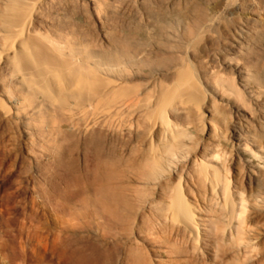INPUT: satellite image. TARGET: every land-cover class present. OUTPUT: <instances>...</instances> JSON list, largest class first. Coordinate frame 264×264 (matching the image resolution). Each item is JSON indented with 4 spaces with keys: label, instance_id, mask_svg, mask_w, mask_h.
Here are the masks:
<instances>
[{
    "label": "rangeland",
    "instance_id": "1",
    "mask_svg": "<svg viewBox=\"0 0 264 264\" xmlns=\"http://www.w3.org/2000/svg\"><path fill=\"white\" fill-rule=\"evenodd\" d=\"M95 5L0 0V264H130L125 249L132 243L150 254L165 249L166 264H264V178L247 176L249 167L258 168L240 151L243 143L255 152L257 143L264 146V0H95ZM25 17L31 18L26 27ZM198 22L203 30L188 46V27ZM21 34L29 46H55L68 58L89 53L101 63L104 56H122L123 47L112 41L129 35L133 50L146 53L143 61L125 58L126 69L114 65L108 71L136 83L161 77L172 57L208 66V73L196 68L205 96L196 108L204 125L197 123L193 103L183 101L184 111L166 112L185 145H194L186 163L176 162L179 170L171 182H178L187 204L200 207L195 217L201 221L162 228L150 217L143 224L142 214H135L127 228L93 203L88 182L97 162L95 143L90 133L78 131L83 120L72 97L52 104L31 89L28 83L39 81V69L28 62L17 66ZM215 82L252 92L237 99L227 91L223 99ZM208 120L216 137L205 133ZM215 155L224 162L217 170L227 178L226 205L219 193L198 196L186 178L194 160ZM125 183L136 185L132 173ZM128 194L135 197L133 189ZM239 195L245 208L238 227Z\"/></svg>",
    "mask_w": 264,
    "mask_h": 264
},
{
    "label": "bare ground",
    "instance_id": "2",
    "mask_svg": "<svg viewBox=\"0 0 264 264\" xmlns=\"http://www.w3.org/2000/svg\"><path fill=\"white\" fill-rule=\"evenodd\" d=\"M88 2L94 6L97 5L95 0H88ZM20 14L26 16L23 10H20ZM27 21L30 22L31 18L29 20L25 17L24 27ZM202 25V22H198L188 27L186 39L188 46L197 40L196 38L203 30ZM21 36L18 45L21 48L22 59H18L17 66L28 62L33 64V68L36 66L39 69L40 82L37 79L29 81L31 89L40 90V95L52 104H65L66 100L72 97L73 109L83 120L82 124L79 123L78 131L84 134L90 133V141L95 143L97 162L93 176L88 182V186L94 192L93 203L113 222L127 228H131L133 222L130 221L135 214H142L143 224L147 223L146 220L150 217V220L153 218L161 227L166 226L165 228L177 221L185 222L189 226H193L197 220L201 221L202 217H195V210L200 207L187 204L178 187V182L175 184L171 182L173 174L179 170L176 162L184 158L186 163L188 157L192 155L190 152L194 145H185L181 131L172 126L166 112L175 113L183 110L184 107L182 108L183 104H181L183 101L193 103L195 111L198 109L200 111V107H196L202 104L205 96L200 88L196 68L201 73H208V66L202 65L198 60L191 62L185 61L182 57H172L169 59L170 65L166 67L165 74L161 77L136 83L131 76L111 77L108 71L109 66L126 69L125 58L128 62L143 61L146 53L142 49L133 50L132 38L129 35L116 37L112 41L113 44L123 47V55L112 54L108 58L104 56L103 63L89 53L80 52L76 58H68L55 46L50 47L42 43L29 46L28 38L23 34ZM193 56L198 59L196 54ZM224 63L231 62L227 60ZM44 64L47 67H44ZM228 68L232 67L228 65ZM35 70L33 69L34 74ZM230 84L224 88L223 84L219 85L215 82L214 88L218 91L220 98L225 99V94L231 92L237 99L242 93L251 95L252 91L249 87L240 90L234 84ZM248 101L257 105L256 108L261 107L257 101L253 102L251 99ZM199 111L198 119H195L198 120V124L203 122L204 125L202 113ZM246 112L245 115L249 117L253 115L250 111ZM206 122L210 127L205 133L216 137L218 131H215L214 125L209 120ZM255 142L258 141L255 140ZM258 145L259 152L248 149L246 143H243L244 147H241L240 151L246 156H252L253 164L258 168L254 172L252 167H249L247 176L256 174L257 178H264V146L257 143ZM194 161V170L186 178L197 189L198 196L203 197V193L211 196L219 193L224 200L222 204L229 203L226 197L229 192L226 193L225 185L228 183L227 178L224 175L222 177L218 175L217 170L218 166L224 169L221 158L215 155L210 159ZM130 173L136 178V185L129 186L125 183V178ZM132 189L134 198L128 194V191ZM237 199L238 210L242 212L237 218L239 227L245 202L240 195ZM192 201H196L195 196L192 197ZM146 211L150 216L145 214ZM205 221L209 222L212 219L205 217ZM142 250L133 243L126 247V259L130 261V264H166L165 249H151L152 254Z\"/></svg>",
    "mask_w": 264,
    "mask_h": 264
}]
</instances>
